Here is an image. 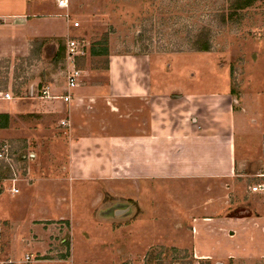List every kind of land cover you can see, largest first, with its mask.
<instances>
[{
    "label": "rangeland",
    "instance_id": "obj_1",
    "mask_svg": "<svg viewBox=\"0 0 264 264\" xmlns=\"http://www.w3.org/2000/svg\"><path fill=\"white\" fill-rule=\"evenodd\" d=\"M7 1L1 0L3 7ZM43 1L55 2L56 9L40 17L51 16L57 22L58 17L64 18L55 0ZM233 3L234 0H70L69 36L83 47L77 59L83 71L79 85L107 82L108 56L102 52L106 48L110 54L153 55V73L158 65L166 72L161 81L164 85L191 83L198 84L200 90L229 89L238 112L243 110L246 119L252 121L250 125L260 127L247 129L243 138L240 113L237 114V142L243 143L246 150L245 161L257 163L251 177L259 182L264 179V0L243 9H234ZM12 8L18 10L17 6ZM75 19L78 26L73 25ZM201 39L210 42L209 50H197L195 42ZM40 41L33 42L28 56L0 58V92L10 93L7 100L12 105L18 101L24 105L22 110L14 109L17 115L10 121L15 133L11 135L17 137L3 139L12 145L10 162L0 160V218H4L0 219V246L3 249L16 245V261L12 264H264L255 257L234 256L235 253L197 256L192 226L198 224L193 218L202 213L187 210L193 203L203 204L207 195L194 192L191 199L183 202L187 194L181 196L178 191L187 187L191 190L187 184L173 180L140 183L139 196L147 206L141 217L138 210L129 211L126 199L114 198L107 192L95 201L91 179L86 183L63 173L67 181L46 184L48 175L53 176L54 169L68 159L62 146L63 128L55 122L64 113V104L59 99L43 97L42 90L63 94L68 65L66 56L55 57L59 44L49 39L43 40L41 46ZM93 47L100 54L92 55ZM153 82L159 83L156 77ZM31 87L34 97L29 93ZM33 129L42 132L40 138L32 135ZM36 150L39 156L27 159L28 153ZM40 164L36 176L33 169ZM13 177L30 188L43 181L49 193L44 206L52 208L50 211L55 209V213L51 212L53 215L47 219L32 217L27 227L22 214L35 210L38 204L21 200L16 203L19 194L11 192ZM111 182L115 193L125 189L127 194L128 180ZM63 188L68 192L61 193ZM51 198L55 201H49ZM15 204L20 207L17 212ZM203 205L199 209L206 213L208 209ZM238 205L233 213H239ZM61 209L67 211L66 216L58 212ZM40 223L38 231L35 227L32 232L28 230ZM30 245H50V249L39 256L41 250ZM206 246L201 245L204 249L212 247ZM26 254L31 259L21 261Z\"/></svg>",
    "mask_w": 264,
    "mask_h": 264
},
{
    "label": "crops",
    "instance_id": "obj_2",
    "mask_svg": "<svg viewBox=\"0 0 264 264\" xmlns=\"http://www.w3.org/2000/svg\"><path fill=\"white\" fill-rule=\"evenodd\" d=\"M13 6L18 10L14 11ZM53 8L56 9L55 2L49 4L43 0H8L3 7L0 0V58L28 56L33 42L40 40L52 39L57 45L62 40L66 45L67 40L73 38L69 36L71 18L67 22L65 17H58L57 22L51 16L40 17ZM153 57L147 53L108 52L107 82L78 84L69 102L59 99L64 104V113L58 115L60 118L55 122L63 128L62 146L68 162L54 169V175H48L46 184L67 181L63 173H70L72 179L80 178L86 183L91 179L95 201L107 192L114 198L126 199L129 211L138 210L139 217L147 209L139 196L140 183L173 180L187 184L191 190L186 186V190L178 191L181 196L187 194L182 197L183 202L191 199L194 192L203 191L207 195L204 205L193 203L187 210L197 209L202 213L193 218L198 224L192 226L197 256L207 258L224 252L264 261V191L252 190L264 179L252 180L251 170L257 163L245 161L246 150L243 143L237 142V114L240 113L243 138L247 129L260 127L250 125L252 121L246 119L243 110L238 112L229 89L200 90L198 84L191 83L164 85L161 81L166 72L157 64L153 73ZM153 77L159 83H154ZM31 88L29 93L34 97ZM6 100L0 96V143L11 148L10 142L3 139L17 137L11 135L15 133L10 121L17 115L14 109L22 110L24 105L20 101L18 106L12 105ZM27 103L32 106L31 101ZM32 135L40 138L42 132L33 129ZM28 154L27 159L33 158L31 154L34 158L39 156L37 150ZM40 166L42 164L33 169L36 176ZM120 179L129 181L127 194H124L125 189H117V193L112 189L111 181ZM42 183L30 188L24 182H16L17 187L21 185L16 203L21 200L38 204L35 210L20 213L27 227L32 217L47 219L55 213V209L50 211L52 208L44 206L49 193ZM60 192L68 191L63 188ZM52 200L55 198L49 201ZM237 204L240 211L233 213ZM201 205L208 209L206 213L199 209ZM14 208L17 212L20 207L15 204ZM58 212L66 216L67 211ZM41 224H34L28 230L32 232L35 227L38 231ZM201 245L212 247L204 249ZM30 246L41 250L39 256L46 255L50 249V245ZM3 247L2 256L15 262L16 245ZM27 255L21 261H26Z\"/></svg>",
    "mask_w": 264,
    "mask_h": 264
},
{
    "label": "built area",
    "instance_id": "obj_3",
    "mask_svg": "<svg viewBox=\"0 0 264 264\" xmlns=\"http://www.w3.org/2000/svg\"><path fill=\"white\" fill-rule=\"evenodd\" d=\"M56 5L59 9L63 10L62 15L70 20L71 14L69 12V5L70 0H55ZM74 26H78L79 23L77 21H74ZM83 47L81 46L80 41H78L75 38H69L66 42V63L68 65V72L66 77V89L63 94H52L50 89L45 88L42 90L43 97L46 98H55V99H62L64 102H69L71 99V92L74 88L77 87L80 78L82 76L83 71L77 66V59L78 57L83 54ZM1 98L10 99V93L0 92ZM10 147L8 144H3L0 147V160H4L6 162H10ZM30 157H34V154H31ZM17 177L11 178L12 186H11V192L18 193L19 188L16 186ZM252 190L257 191H264V182L253 186ZM30 256H26V261L28 262L30 260ZM12 263L11 260L6 259L2 256L1 246H0V264H10Z\"/></svg>",
    "mask_w": 264,
    "mask_h": 264
},
{
    "label": "trees",
    "instance_id": "obj_4",
    "mask_svg": "<svg viewBox=\"0 0 264 264\" xmlns=\"http://www.w3.org/2000/svg\"><path fill=\"white\" fill-rule=\"evenodd\" d=\"M257 0H234V9H243L246 8L248 6H251L253 3H255ZM196 46H197V50H209L211 45L210 42L208 40L205 39H201L197 42H195ZM40 45L42 46V42L40 43ZM91 54L92 55H97L100 54V51H98L97 49H95L94 47L90 49ZM103 54H106L108 56V49H102ZM62 55V56H61ZM66 56V45L64 43V41H59V49L58 51L55 53V57H63L65 58ZM108 67V66H107ZM6 119H8V117H5Z\"/></svg>",
    "mask_w": 264,
    "mask_h": 264
}]
</instances>
